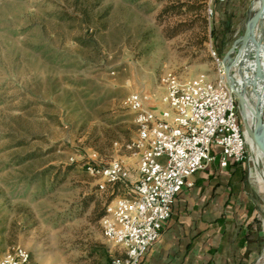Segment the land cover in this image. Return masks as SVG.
Wrapping results in <instances>:
<instances>
[{"label": "rangeland", "instance_id": "374dc122", "mask_svg": "<svg viewBox=\"0 0 264 264\" xmlns=\"http://www.w3.org/2000/svg\"><path fill=\"white\" fill-rule=\"evenodd\" d=\"M237 1L247 7L243 16L231 34L215 38L211 31L223 22L216 1L209 19L210 0H0L1 251L26 248L29 264H107L117 246L99 215L111 188L98 187L87 161L94 152L105 161L132 156L124 148L137 137L131 93L148 94L160 110L164 78L219 77L213 50L222 57L231 48L255 0ZM78 5L89 8L90 20L77 16ZM263 32L264 22L258 39ZM243 67L233 68L235 82L255 102L256 69L250 59ZM255 87L261 91L258 81ZM247 149L243 191L264 231V185L248 140Z\"/></svg>", "mask_w": 264, "mask_h": 264}, {"label": "built area", "instance_id": "2783aa9c", "mask_svg": "<svg viewBox=\"0 0 264 264\" xmlns=\"http://www.w3.org/2000/svg\"><path fill=\"white\" fill-rule=\"evenodd\" d=\"M207 16L213 18V2ZM223 1V0H222ZM220 75L211 79L206 73L181 83L175 76L164 78L166 91L158 110L151 97L133 92L126 104L134 113L137 137L124 148L138 156L139 177L130 181L131 170L120 158L105 161L94 152L87 161V172L98 179L100 189L118 184L123 193L112 199L101 218L107 241L121 248L107 264H140L156 242L173 212L177 195L195 184L194 176L218 162L221 168L241 164L248 158L237 97L229 89L221 56ZM118 145V142L114 143ZM30 253L21 246L5 252L0 249V264H29Z\"/></svg>", "mask_w": 264, "mask_h": 264}, {"label": "crops", "instance_id": "0c3cea01", "mask_svg": "<svg viewBox=\"0 0 264 264\" xmlns=\"http://www.w3.org/2000/svg\"><path fill=\"white\" fill-rule=\"evenodd\" d=\"M215 9L216 19L223 20L216 35L223 37L232 33V22L247 7L237 0H219ZM130 154L119 158L130 168V181L134 182L139 177L138 156ZM241 166L235 171L214 162L199 170L194 186L177 195L171 217L140 264H254L264 231L257 208L246 201ZM115 252L121 254V248L117 246Z\"/></svg>", "mask_w": 264, "mask_h": 264}, {"label": "water", "instance_id": "95a60500", "mask_svg": "<svg viewBox=\"0 0 264 264\" xmlns=\"http://www.w3.org/2000/svg\"><path fill=\"white\" fill-rule=\"evenodd\" d=\"M250 10L251 15L246 23L243 33L235 39L231 48L221 57V61L224 67V76L227 81V85L237 97L239 113L244 126L245 134L246 136L249 134L257 148L264 155V115L260 114V117L255 124L254 130L252 131L248 125L246 116V99L242 92L238 90L235 82L236 77L233 74L234 67H238L240 70H242V58L240 57L243 49L251 41L256 40V73L254 77V86H252L253 90H256L255 83L258 80H262L264 76V65L262 64L260 57V48L264 45V32L259 39L256 36V30L258 26L264 22V0H255Z\"/></svg>", "mask_w": 264, "mask_h": 264}, {"label": "bare ground", "instance_id": "6f19581e", "mask_svg": "<svg viewBox=\"0 0 264 264\" xmlns=\"http://www.w3.org/2000/svg\"><path fill=\"white\" fill-rule=\"evenodd\" d=\"M251 6V5H250ZM255 47L256 43L254 41H251L242 51L241 54V64H242V70L244 73V67H243V62L247 60H251L252 67L256 69V60H255ZM244 56V57H243ZM260 57H261V62H262V50L260 48ZM241 83L244 84L245 82V76L244 74L241 75V77H238V79ZM260 83V88L261 91L254 90L253 91V96L255 97L256 101H252L251 95L246 93L245 91L239 90L237 84V88L242 94L244 95L246 99V116L248 119V125L250 129L253 131L256 122L258 121L260 114L263 115V109H264V77L262 80H258ZM247 140L249 142L253 160L255 162V170L254 174L259 180L263 183L264 185V155L260 152V150L257 148L256 144L253 142L252 138L247 134ZM257 264H264V250L261 253V255L258 258Z\"/></svg>", "mask_w": 264, "mask_h": 264}, {"label": "trees", "instance_id": "16d2710c", "mask_svg": "<svg viewBox=\"0 0 264 264\" xmlns=\"http://www.w3.org/2000/svg\"><path fill=\"white\" fill-rule=\"evenodd\" d=\"M205 1V0H204ZM217 2V1H216ZM77 3H79V1L77 2ZM185 3V2H184ZM77 8L79 9V15L77 14V16L79 17H82L84 20H86V21H88V20H90V18L92 17V13H91V11L89 10V8L86 6V5H78L77 6ZM167 9H169V8H165L164 9V11H167ZM214 11H215V9H214ZM64 17H66V19H69V20H73L76 16H75V14L74 13H65L64 14ZM88 19V20H87ZM216 31H217V28H213L212 29V31H211V34L216 38L217 37V35H216ZM78 41H81V40H79V38H76ZM82 43H83V41H82ZM216 51H217V49H216ZM241 120V119H240ZM136 129H137V126H136ZM132 140V139H131ZM130 141V140H129ZM115 143V142H114ZM246 162V161H245ZM245 162H243V163H241V164H236V163H230L228 166H227V168L226 169H230V170H232L233 168H237L238 169V165H242L241 167V169H240V171H241V179H242V177L244 178L245 177V174H246V169L243 167V164L245 163ZM84 163H86V162H84ZM237 169L235 170V171H237ZM93 177V176H92ZM93 178H95V177H93ZM99 185V184H98ZM99 187V186H98ZM111 188V196H112V198L110 199V200H112V199H114L117 195H119L120 193H122V188L118 185V184H116V185H114L113 187H110ZM107 191H110L109 189H107ZM106 207L107 206H105V209H104V212H102L100 215H99V218L101 219L104 215H105V213H106ZM110 261V259L107 261V263ZM98 264H104L103 262H100V263H98Z\"/></svg>", "mask_w": 264, "mask_h": 264}]
</instances>
